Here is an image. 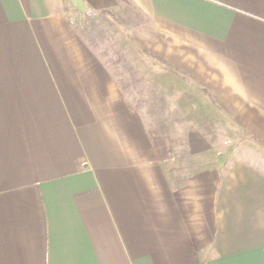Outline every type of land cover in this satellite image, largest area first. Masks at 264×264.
Returning a JSON list of instances; mask_svg holds the SVG:
<instances>
[{
  "label": "crops",
  "instance_id": "1",
  "mask_svg": "<svg viewBox=\"0 0 264 264\" xmlns=\"http://www.w3.org/2000/svg\"><path fill=\"white\" fill-rule=\"evenodd\" d=\"M118 11L264 149V0H0V264H264V160L188 172L201 132L182 149L83 31Z\"/></svg>",
  "mask_w": 264,
  "mask_h": 264
},
{
  "label": "rangeland",
  "instance_id": "2",
  "mask_svg": "<svg viewBox=\"0 0 264 264\" xmlns=\"http://www.w3.org/2000/svg\"><path fill=\"white\" fill-rule=\"evenodd\" d=\"M132 20L120 11L109 16H84L82 28L102 58L115 69L124 88L139 100L138 106L147 119L151 118L154 124L170 125L176 142L184 150H188L189 131L197 129L201 132L204 144L209 148L204 151L203 160L193 164L188 172L223 159L230 161L236 154L264 160V149L250 136L239 131L236 135L230 134V115L218 112L207 95L198 92L200 80L173 68L171 73L164 72L160 57L136 51L135 36L155 38L153 42H156V36L148 28L146 17L139 14ZM144 41L138 42L143 45ZM181 90L185 92V100L179 104ZM185 154L189 155L187 151Z\"/></svg>",
  "mask_w": 264,
  "mask_h": 264
},
{
  "label": "built area",
  "instance_id": "3",
  "mask_svg": "<svg viewBox=\"0 0 264 264\" xmlns=\"http://www.w3.org/2000/svg\"><path fill=\"white\" fill-rule=\"evenodd\" d=\"M85 13H86V15L89 16V15L96 14L97 12L95 10H93V9H89V10L85 11Z\"/></svg>",
  "mask_w": 264,
  "mask_h": 264
}]
</instances>
